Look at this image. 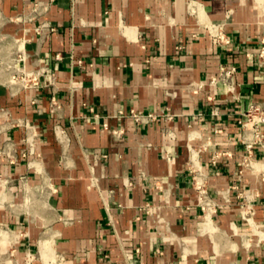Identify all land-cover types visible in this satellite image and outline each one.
I'll list each match as a JSON object with an SVG mask.
<instances>
[{
	"label": "crops",
	"instance_id": "1",
	"mask_svg": "<svg viewBox=\"0 0 264 264\" xmlns=\"http://www.w3.org/2000/svg\"><path fill=\"white\" fill-rule=\"evenodd\" d=\"M263 36L264 0H0V196L22 183L33 204L0 212L28 229L0 264H264V180L240 167L239 126L264 109ZM223 66L230 91L208 85ZM20 69L38 86L12 83Z\"/></svg>",
	"mask_w": 264,
	"mask_h": 264
},
{
	"label": "built area",
	"instance_id": "2",
	"mask_svg": "<svg viewBox=\"0 0 264 264\" xmlns=\"http://www.w3.org/2000/svg\"><path fill=\"white\" fill-rule=\"evenodd\" d=\"M205 32L214 40L216 45L219 47H226L229 45L230 40L222 30L220 24L209 23L204 25ZM264 50V39L260 40V48L257 52L259 58L262 57ZM18 62H22V56L17 57ZM219 74L216 78L209 80L208 85H213L216 81L223 83L226 86L227 90L232 88V75L234 73V68L229 67H220L218 69ZM12 83L17 82L21 85L22 88H30L38 86V73L37 72H27L22 69L18 70L16 74L10 77ZM210 100V98H208ZM120 113V112H119ZM129 115L133 122L140 123L142 121H151L153 117L149 114L140 115L136 114L133 111L129 112ZM241 128L247 129L252 136V142L259 144L264 148V111H261L257 106L252 104L248 105L247 110L244 112V121L239 122ZM251 143H245L244 147L247 151V155L243 157L240 162L241 168H250L255 173L261 176V180H264V163L252 162L249 158V151L251 149ZM189 155H193V152L189 150ZM191 188L195 193L196 207L199 209L204 223L210 222V219L217 210V205L211 199L208 193V189L205 182V176L201 173L199 168L191 169ZM250 208L247 207L246 211H249ZM245 214V213H244ZM243 214V216H244ZM247 214V213H246ZM245 221L248 218H243ZM27 257V255H25ZM32 255H30L31 258ZM30 260V259H29Z\"/></svg>",
	"mask_w": 264,
	"mask_h": 264
},
{
	"label": "rangeland",
	"instance_id": "3",
	"mask_svg": "<svg viewBox=\"0 0 264 264\" xmlns=\"http://www.w3.org/2000/svg\"><path fill=\"white\" fill-rule=\"evenodd\" d=\"M264 39V36L262 37ZM259 60L264 61V50L263 55ZM261 111H264L261 110ZM3 178H0V182H2ZM19 188H15L13 190H3L2 194L0 196V212L6 213V212H16L18 209L23 216H26L29 211H32L33 207L31 205L32 200L30 197V193L25 188V185L20 183ZM6 185H4L5 187ZM31 215L26 216V218H31ZM22 217V216H21ZM25 225H21L19 229H13V228H6L4 225L2 226L0 224V240L4 241L5 245V251L3 253H0L1 256H7L9 258L13 257V254L15 252H18L21 250V242L23 240V234H27L28 229H26V223ZM32 254V252H30ZM26 255V254H25ZM24 255V262H29L33 258L36 259V257H33V254L30 258V260L27 259V257Z\"/></svg>",
	"mask_w": 264,
	"mask_h": 264
},
{
	"label": "bare ground",
	"instance_id": "4",
	"mask_svg": "<svg viewBox=\"0 0 264 264\" xmlns=\"http://www.w3.org/2000/svg\"><path fill=\"white\" fill-rule=\"evenodd\" d=\"M210 222L208 221V222H206V224H209ZM0 234H1V231H0ZM29 257V259H30V255L28 256Z\"/></svg>",
	"mask_w": 264,
	"mask_h": 264
}]
</instances>
